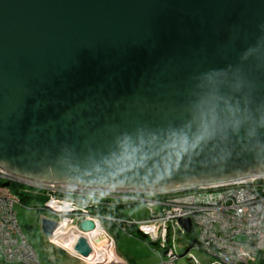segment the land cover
<instances>
[{
  "label": "water",
  "instance_id": "1",
  "mask_svg": "<svg viewBox=\"0 0 264 264\" xmlns=\"http://www.w3.org/2000/svg\"><path fill=\"white\" fill-rule=\"evenodd\" d=\"M0 169L158 193L264 176V0H0Z\"/></svg>",
  "mask_w": 264,
  "mask_h": 264
},
{
  "label": "built area",
  "instance_id": "2",
  "mask_svg": "<svg viewBox=\"0 0 264 264\" xmlns=\"http://www.w3.org/2000/svg\"><path fill=\"white\" fill-rule=\"evenodd\" d=\"M9 185L15 187L18 193L9 189ZM21 194L46 199L41 210L46 212L47 218L59 225L49 241L59 249L65 250L61 246H66L68 255H75L73 258L78 264L121 263L116 255L113 256L116 241L106 229L101 228L99 225L101 219L86 214L78 215L83 221L92 222L94 230H97L95 236H88L86 235L88 232L81 229L79 221H75L77 215L74 213L91 208L99 209L103 204L105 207L114 205V202L118 204L127 200L125 198L129 194L127 191L44 185L15 177L2 169H0V261L38 264L37 253L17 221L15 207L23 205ZM140 194L147 198H167L162 201L150 200L148 203L150 206L145 205L150 213L146 221L133 218H112L114 222L109 218L106 220L110 225L118 226L124 233L138 229V232L154 246L153 251L155 253L158 251L161 255L159 264H176L177 258L182 255L179 251L181 247L179 241L182 236H186V231L180 225V220L187 218L192 221L193 233L196 235L194 246L188 248L194 251L204 250L213 259L214 264H253L264 252V176L199 187L189 192ZM130 201L132 204L134 202L145 204L134 199ZM158 203L162 204L158 210L155 212L151 210V207ZM167 225H171V233L167 231ZM82 237L92 249L88 257L81 256L75 250ZM191 258L196 264H203L193 255Z\"/></svg>",
  "mask_w": 264,
  "mask_h": 264
},
{
  "label": "rangeland",
  "instance_id": "3",
  "mask_svg": "<svg viewBox=\"0 0 264 264\" xmlns=\"http://www.w3.org/2000/svg\"><path fill=\"white\" fill-rule=\"evenodd\" d=\"M9 189L13 190V192L16 191L12 185H9ZM35 201H38V200H35ZM35 201H33L30 204V206L32 205L42 206L44 204L43 202H40V201L35 202ZM120 204L121 206L119 207V209H117L116 212L108 213L110 215H105V220L106 218L107 220L108 218L112 219V215L115 217L118 216L119 219L133 218L136 220H145L149 218V212L145 204L133 205L132 203H129L128 205L127 203H124V202ZM15 212L17 216V221L23 231V234L25 235L26 239L28 240V242L31 244V246L37 253V256H38L37 263L38 264H78V261L76 259L71 258L75 255L73 256L68 255V252L66 251V246H61L62 248H65V250L56 248L54 247L53 244L50 243L49 239L45 236L42 230V220L43 219L50 220V218H47V214L45 212L41 213V212H38L33 207L29 208L23 205H16ZM75 218H76L75 221L77 222L79 221L78 223L81 226L83 219L79 218V216H75ZM98 218L99 220L101 219L100 223H101V226L103 225L102 228L105 227L104 229H106L109 235L113 237L114 240L116 241V248L118 250V254L121 257H124V258L127 257L126 258L127 260H123L118 255H116L119 260H122L125 264H159L160 263L161 255L159 254L158 251L157 253L153 251L154 246L151 245V243L147 240L146 237H143L139 233H138L139 234L138 237H134V236L131 237L128 234L124 233L121 229H119L118 226L114 224L113 225L109 224V226H107L106 224H103L102 219H104V217L99 216ZM62 222L64 223V220ZM192 226H193V223H192ZM57 228H59L58 224H56V229ZM69 228L70 227L68 226L67 231L70 230ZM55 230L53 231L52 234H54ZM137 230L138 229H136V231ZM128 231L133 232V233L135 232L134 229H131ZM65 232L66 231H64V233ZM194 241H196V235L193 232L190 234L186 232V236L181 237V240L179 241V244L181 246L179 248V251L181 252L182 255L177 258L176 264H196L194 259L191 258L192 255L194 256V258H196L198 261H200L203 264H209V263L214 264L212 262L213 259L205 255L204 250L199 249L197 251H194L188 248L189 246L190 247L194 246L193 245ZM258 258L253 264H262L260 259L258 261ZM0 264H20V263H7V262L0 261Z\"/></svg>",
  "mask_w": 264,
  "mask_h": 264
},
{
  "label": "bare ground",
  "instance_id": "4",
  "mask_svg": "<svg viewBox=\"0 0 264 264\" xmlns=\"http://www.w3.org/2000/svg\"><path fill=\"white\" fill-rule=\"evenodd\" d=\"M192 191V190H191ZM129 194H127L126 195V197L125 198H127V200H124V201H121L120 203H122V202H124V203H127L128 205H129V203H131V199H134V201H143L144 203H145V205H147V206H150L148 203L150 202V200H157V201H162V200H165L167 197H161V198H153V197H151V198H147V197H142L141 196V192L140 191H137L136 193H134V191H127ZM189 192V191H188ZM137 202H134V204H136ZM79 204V203H78ZM116 204V203H115ZM115 204L114 205H106V207L107 208H113V207H116L115 206ZM119 205H121V204H119ZM162 204L161 203H158V204H155V205H153L152 207H151V210H153L154 212H155V210H158V208L161 206ZM83 206V205H82ZM98 206H100V205H98ZM102 207H104L105 208V204H103V205H101V207L100 208H102ZM92 209V208H91ZM96 210H100V209H96ZM85 212V213H84ZM84 212H81V211H77V212H75L74 214L75 215H82V214H86L87 216H90V217H95L91 212H90V210H87L86 209V211H84ZM46 213V212H45ZM149 216H150V213H149ZM98 218V217H97ZM112 218H117V217H112ZM117 219H119V218H117ZM149 219V218H148ZM148 219H146V220H148ZM114 219H112V221H113ZM146 220H144V221H146ZM142 221V220H141ZM109 222V221H108ZM114 222V221H113ZM110 223V222H109ZM100 226H101V223L99 224ZM101 228H102V226H101ZM104 229V228H103ZM167 231L169 232V233H171L172 232V227H171V225H167ZM97 234V230H93L92 232H88L86 235H88V236H95ZM102 247H103V244H102ZM190 247V246H189ZM187 250V249H186ZM113 252V251H112ZM185 252V251H184ZM184 252H182V253H184ZM78 253V252H77ZM79 254V253H78ZM180 254H181V252H180ZM116 255V249H115V251H114V253H113V256H115ZM71 258H73V257H71ZM120 262H121V264H125L124 262H122L121 260H120Z\"/></svg>",
  "mask_w": 264,
  "mask_h": 264
},
{
  "label": "trees",
  "instance_id": "5",
  "mask_svg": "<svg viewBox=\"0 0 264 264\" xmlns=\"http://www.w3.org/2000/svg\"><path fill=\"white\" fill-rule=\"evenodd\" d=\"M18 187H20V186H17V188ZM24 188V187H23ZM14 189L16 190V188L14 187ZM13 191V190H12ZM14 193H18V190H16ZM21 200H22V204H23V206H25V207H29V208H31V207H33L34 209H36L38 212H43L42 210H41V207L42 206H44V204L42 205V206H30V204L33 202V201H35V200H38V201H35V202H43V203H45V201H46V199L45 198H38V197H36V196H33V195H29V194H27V195H25V194H21ZM114 204H115V202H114ZM120 203H118V204H115V206H117V205H119ZM133 205H136V204H133ZM38 207H39V209H38ZM99 209H101V208H99ZM104 209V208H103ZM98 210H96V209H94V208H92V209H90V212H92V213H94V212H97ZM113 212V211H112ZM118 218V217H117ZM134 233L133 232H130V233H126V234H128L129 236H131V237H135V236H138L140 233L138 232V230L136 231V229H134ZM137 232V234L135 235V233ZM139 233V234H138ZM131 234V235H130ZM141 235V234H140ZM259 259L261 260V263L262 264H264V252L260 255V257L258 258V261H259Z\"/></svg>",
  "mask_w": 264,
  "mask_h": 264
},
{
  "label": "crops",
  "instance_id": "6",
  "mask_svg": "<svg viewBox=\"0 0 264 264\" xmlns=\"http://www.w3.org/2000/svg\"><path fill=\"white\" fill-rule=\"evenodd\" d=\"M121 205H117L116 207H113V208H107V207H102L100 210H98L97 212H94V213H92L94 216H97V217H104V219H102V221H103V224H106L107 226H109V222L107 221V220H105V215H110V214H108V213H114V212H116L117 211V209H119V207H120ZM104 208V209H103ZM113 211V212H112ZM119 213V212H118ZM112 217H115V216H113L112 215ZM116 217H118V216H116ZM146 220V219H145ZM111 229V228H110ZM137 234V232L135 233V235ZM139 236V235H138ZM138 236H135V237H138ZM117 237H118V235H117ZM116 237V238H117ZM116 255H118L120 258H122L123 260H127L126 258H124V257H121L119 254H118V250H117V248H116ZM205 255L206 256H208L206 253H205ZM122 261V260H121ZM123 262V261H122ZM129 262V261H128ZM210 264V263H209Z\"/></svg>",
  "mask_w": 264,
  "mask_h": 264
}]
</instances>
